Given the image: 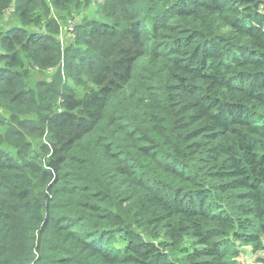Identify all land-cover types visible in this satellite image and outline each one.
Here are the masks:
<instances>
[{
  "label": "trees",
  "instance_id": "trees-1",
  "mask_svg": "<svg viewBox=\"0 0 264 264\" xmlns=\"http://www.w3.org/2000/svg\"><path fill=\"white\" fill-rule=\"evenodd\" d=\"M49 1L0 0V264L264 250V0H78L65 48Z\"/></svg>",
  "mask_w": 264,
  "mask_h": 264
},
{
  "label": "rangeland",
  "instance_id": "rangeland-1",
  "mask_svg": "<svg viewBox=\"0 0 264 264\" xmlns=\"http://www.w3.org/2000/svg\"><path fill=\"white\" fill-rule=\"evenodd\" d=\"M46 1L50 4L49 0ZM62 5L60 6L59 10H57L55 6H51L49 10V17L55 20V22L57 23L58 34L55 38L58 40L62 48H65L72 42V39L70 38L66 29L69 20L74 19L76 26V24H80L84 20H102V17L97 14L96 5L94 3L78 1L77 6L75 5V3L69 5H64L63 3ZM16 24H18V20L17 18L15 19L12 9H10L3 16V26L7 27ZM55 73L56 69H50L47 71L31 69L29 70V77L25 80V82L30 87L38 82L50 81ZM0 115L2 117L8 118V115L2 109H0ZM31 143H33L32 150H34L36 141H33ZM237 247L239 250V257L237 258V262L239 264H262L258 260L264 258V250L255 252L253 247L250 245L238 244Z\"/></svg>",
  "mask_w": 264,
  "mask_h": 264
},
{
  "label": "built area",
  "instance_id": "built-area-1",
  "mask_svg": "<svg viewBox=\"0 0 264 264\" xmlns=\"http://www.w3.org/2000/svg\"><path fill=\"white\" fill-rule=\"evenodd\" d=\"M93 2H95L94 0H92ZM103 0H96V2H99V3H102ZM67 31H68V34L70 36V38L72 39V41L74 40V34H75V21L74 19H71L68 21V25H67Z\"/></svg>",
  "mask_w": 264,
  "mask_h": 264
}]
</instances>
